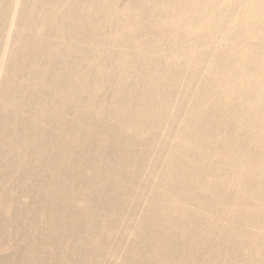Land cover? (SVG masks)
Returning <instances> with one entry per match:
<instances>
[{"label":"bare ground","instance_id":"obj_1","mask_svg":"<svg viewBox=\"0 0 264 264\" xmlns=\"http://www.w3.org/2000/svg\"><path fill=\"white\" fill-rule=\"evenodd\" d=\"M0 264H264V0H0Z\"/></svg>","mask_w":264,"mask_h":264}]
</instances>
